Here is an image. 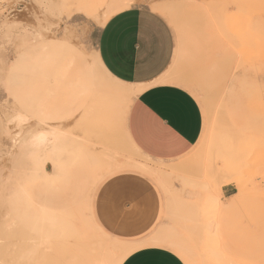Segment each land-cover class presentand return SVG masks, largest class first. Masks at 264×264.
<instances>
[{"label": "rangeland", "instance_id": "1", "mask_svg": "<svg viewBox=\"0 0 264 264\" xmlns=\"http://www.w3.org/2000/svg\"><path fill=\"white\" fill-rule=\"evenodd\" d=\"M119 1L0 0V264H54L60 218L71 199L77 204V227L98 250L114 242L166 248L185 264H264V196L251 187L264 188V0H136L129 7L170 10L174 21L158 12L175 38L164 80L188 91L202 112L198 141L171 161L151 160L131 149L124 117L139 91L98 77L94 68L97 32L103 26L89 14L103 16ZM79 57L95 78L116 89L108 96V104H117L108 130L101 129L100 119L113 105L84 116L80 110ZM200 71L210 72L208 91L176 81L181 72L193 76ZM51 129L61 132L57 142L36 143V134ZM229 138L233 143L226 146ZM220 148L226 159L230 154L226 165L244 167L242 179L248 182V192L233 206L227 201L237 193L234 186H223L218 201L212 194L223 168L213 153ZM123 161L147 165L152 176L119 168ZM126 173L144 177L158 191L160 218L139 239L103 229L108 243L86 220L94 214L100 185ZM73 174L78 177L74 191L67 183ZM94 219L99 224L95 214ZM171 243L176 251L164 247ZM177 244L185 246V253Z\"/></svg>", "mask_w": 264, "mask_h": 264}, {"label": "crops", "instance_id": "2", "mask_svg": "<svg viewBox=\"0 0 264 264\" xmlns=\"http://www.w3.org/2000/svg\"><path fill=\"white\" fill-rule=\"evenodd\" d=\"M102 26L97 32L94 51L100 67L113 82L137 87L139 91L124 117V137L131 149L156 161L184 156L198 141L203 118L197 101L188 91L164 80L175 51L170 26L161 15L146 7L119 12ZM79 59V66L74 62L72 65L77 67L82 115L103 112L107 110L109 92L114 95L115 90L113 87L110 90L100 79L95 78L98 84L95 83L86 61ZM70 102L72 107L73 99ZM110 105H113L111 113L100 119L102 130H108L107 124L116 115L117 104ZM122 168L147 173L138 168ZM112 181L118 183L113 184L111 191H105ZM243 196L234 193L228 197L227 205H235ZM161 207L160 195L147 179L126 173L100 185L94 202V214L100 225L92 211L90 219L103 237L108 235L107 231L120 238L139 239L156 226ZM132 247L136 249L122 264H185L166 248Z\"/></svg>", "mask_w": 264, "mask_h": 264}, {"label": "bare ground", "instance_id": "3", "mask_svg": "<svg viewBox=\"0 0 264 264\" xmlns=\"http://www.w3.org/2000/svg\"><path fill=\"white\" fill-rule=\"evenodd\" d=\"M135 1L136 0H120L119 2L114 4V6L111 7V10L107 11V13H105L103 16H98L96 13H92V14H89L90 15L89 18H92L96 22L97 25L102 26V25H104L106 23V21L108 19H110L115 14H117L119 12H122V11H124L126 9H129L131 4H133ZM151 7H152V9H151L152 11H154L156 13L160 12L161 14L166 16L170 21H174L170 10L166 6H163V5H151ZM97 59L98 58L96 56V52H94L93 53V63L95 65L94 64L93 65H94V68L97 66L96 68H97V70H99L98 71V77H99V75L101 76V74H102L106 78H108L109 80L112 81V79L110 78L111 76L106 74L103 71V69L100 67V65H99L100 62ZM94 68H93V70H94ZM94 73H96V72L94 71ZM209 78H210V72H209V74H208V72H203V71L202 72L201 71L200 72H195L193 74V76L189 75V73L186 74L184 72H181L177 76L176 81L178 83H181L182 85H185V86H193V85L197 84L200 87H202L204 90L208 91V89L210 88V87H208L209 85L207 84ZM97 79L99 80L100 78H97ZM94 80H95V83H97L96 79H95V76H94ZM114 82L116 84H118V85H121V86L123 85V84H121V83H119V82H117L115 80H114ZM113 88H114V90H116L115 87H113ZM95 91H97V90L94 89V93H95ZM60 135H61V132H59L58 129H51L49 131H44V132H41L39 134H36L35 141L38 144H50V143L52 144V143H55V142L58 141V138H60ZM235 141H236V138H235ZM232 143H233L232 140L229 138V139H227L226 146L229 145V144H232ZM260 145L264 148V139L261 141ZM223 148H224V146H223ZM222 150L223 149L220 148V149H217L216 151L213 152L215 156H217L220 159H222L221 162L223 163V168L222 169H220L218 171L216 169V171H217L216 174H218L219 177L217 178L218 181H215L216 186L215 185L212 186V189H213L212 190V194L214 193L218 197L217 201L219 199V196L221 195V191H222V187L223 186H227V185L234 186L236 188V190H237L236 191L237 192L236 193L237 196L245 195L248 192V182H246L245 180L242 179V176H244L243 171H245L244 167H239L240 165H238V164L237 165L236 164L233 165V163L231 164V163H228V162H227V165L228 164H230V165L227 166L225 164L226 163L225 161L226 160L228 161V156L230 154L227 155V159H226L224 157V155H223L224 152ZM57 151L58 150L54 151V153H57ZM121 155H123V154H121ZM263 161H264V156H263ZM60 162H61V160H60ZM115 163L116 162L113 163L112 167L115 166ZM62 164L63 163L60 164V166H59L60 168L63 166ZM106 165H107V163H106ZM98 167H102V166H98ZM116 167H114L112 169H115ZM118 167L119 168H122V167H133V168H138L140 170H143L145 172L152 171V168L148 167L147 165L136 163V162L135 163L134 162H129L128 163L126 161V162H124L122 165H120ZM108 168H109V166H108ZM102 174L103 173L101 172L100 175H97V176H95L93 178V180H92V185L93 186L96 185V183L101 178ZM63 176L64 175H61V178ZM77 178H78L77 174H73V176L69 177L68 180H67V183L70 180L69 183H70V187H71L72 191H74L75 188H76ZM71 179H72V181H71ZM63 184H64V182L62 183V186H63ZM212 184H214V183H212ZM250 184L252 185L251 182H250ZM251 187H252V189H253V191L255 193H257L258 195L264 196V188L259 187V186L254 185V184ZM62 189L63 188H61V190ZM76 206H77V204H76L74 199L69 200L67 202V204L65 205L62 217L60 218V220H61L60 238L61 239H58V242H57L58 244H56V243L54 245L52 244L54 246V249L52 251V254L54 256V264H121L122 261L126 258V256L129 255L134 249H136V247H132V246H124V245H120V244H117V243L113 244L114 242H111V241L107 240L105 237H103L96 230V228L94 227V225H93V223H92V221L90 219V214H89L87 220L86 219L85 220H86V224L90 228V230L95 235H98L101 239H103L105 241H108V243L111 242L108 247H104L101 250H98V248L93 247L84 238V235H83V232L81 231V229L77 227V224H76V219H77L76 218V214L77 213H75V211L77 209ZM153 240L154 239H152V241ZM159 240L161 241L162 238L161 239L158 238L157 242H160ZM165 241L166 240L164 239V242ZM164 242H163V244H165ZM167 242H168V240L166 241V243ZM161 243H162V241H161ZM172 243H171L170 246L167 245V246H164V247H169L170 249L172 247V249L174 251H176L177 249L176 250L174 249L176 246L173 247ZM151 244L153 246H156L158 243L156 244V242H155V244H156L155 245L154 242H152ZM163 244H162V246H163ZM158 245L161 246V244H158ZM173 245H176V243L175 244L173 243ZM177 247H179L178 244H177ZM180 247H181L180 250H182V247L184 248L185 246L181 245ZM186 249L187 248H185V251H186ZM182 252H184V251L182 250ZM207 253H208V251H207ZM208 257H209V255H208ZM117 258H119L117 260L118 262H116Z\"/></svg>", "mask_w": 264, "mask_h": 264}, {"label": "snow or ice", "instance_id": "4", "mask_svg": "<svg viewBox=\"0 0 264 264\" xmlns=\"http://www.w3.org/2000/svg\"><path fill=\"white\" fill-rule=\"evenodd\" d=\"M0 99H2V97H0ZM7 102V101H6ZM116 183H118L117 181H112V183H110V184H107L106 186H105V191H111L112 190V186H113V184H116Z\"/></svg>", "mask_w": 264, "mask_h": 264}]
</instances>
